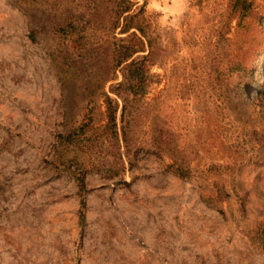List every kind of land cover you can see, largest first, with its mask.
<instances>
[{"label": "rangeland", "instance_id": "obj_1", "mask_svg": "<svg viewBox=\"0 0 264 264\" xmlns=\"http://www.w3.org/2000/svg\"><path fill=\"white\" fill-rule=\"evenodd\" d=\"M0 264H264V0H0Z\"/></svg>", "mask_w": 264, "mask_h": 264}, {"label": "trees", "instance_id": "obj_2", "mask_svg": "<svg viewBox=\"0 0 264 264\" xmlns=\"http://www.w3.org/2000/svg\"><path fill=\"white\" fill-rule=\"evenodd\" d=\"M127 8L128 7H123V8H120L118 9V11L115 12V17L117 19V21H119V19L121 18L122 14L127 11ZM127 18H129L128 16L125 18V20H127ZM128 28L129 26L126 24L124 25V29L122 30L123 32L122 33H125L128 31ZM133 36H135L133 34ZM137 51H139V49H131L129 47H120V49L118 50V64L122 63L123 61L129 59L131 57V55H133L134 53H136ZM133 64H135V61H132L128 64L127 67H131ZM134 79H136L137 81V78L135 76H133ZM137 86H139L138 84H136Z\"/></svg>", "mask_w": 264, "mask_h": 264}]
</instances>
